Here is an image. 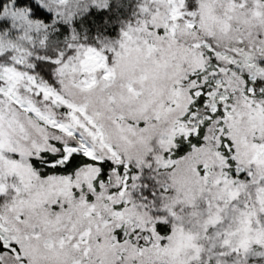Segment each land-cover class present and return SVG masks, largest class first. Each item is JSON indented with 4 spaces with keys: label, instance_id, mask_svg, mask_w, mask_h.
Listing matches in <instances>:
<instances>
[{
    "label": "snow or ice",
    "instance_id": "snow-or-ice-1",
    "mask_svg": "<svg viewBox=\"0 0 264 264\" xmlns=\"http://www.w3.org/2000/svg\"><path fill=\"white\" fill-rule=\"evenodd\" d=\"M114 2L0 0V264H264V0Z\"/></svg>",
    "mask_w": 264,
    "mask_h": 264
},
{
    "label": "trees",
    "instance_id": "trees-1",
    "mask_svg": "<svg viewBox=\"0 0 264 264\" xmlns=\"http://www.w3.org/2000/svg\"><path fill=\"white\" fill-rule=\"evenodd\" d=\"M131 7V1L130 0H123L118 4L114 5V11H113V21L110 23V25L107 26V30L105 31V35H114L117 30V24L120 23L121 20H123L127 12H129ZM118 20V21H117ZM89 35L92 37H95L96 30L94 28L89 29Z\"/></svg>",
    "mask_w": 264,
    "mask_h": 264
},
{
    "label": "rangeland",
    "instance_id": "rangeland-1",
    "mask_svg": "<svg viewBox=\"0 0 264 264\" xmlns=\"http://www.w3.org/2000/svg\"><path fill=\"white\" fill-rule=\"evenodd\" d=\"M122 0H115L114 2V5H118ZM125 0H123L124 2ZM131 1V7H130V10L129 12L126 13L125 17H123L124 19L123 20H128V19H131V13L134 11V7H135V3H136V0H130ZM118 21V20H117ZM121 27V24L118 23L117 24V30H116V33L114 35H109L110 37L112 38H117L118 35H119V29ZM89 35V34H88ZM94 37L91 38V35H89V40H93Z\"/></svg>",
    "mask_w": 264,
    "mask_h": 264
}]
</instances>
